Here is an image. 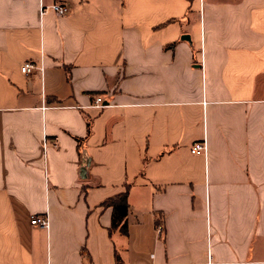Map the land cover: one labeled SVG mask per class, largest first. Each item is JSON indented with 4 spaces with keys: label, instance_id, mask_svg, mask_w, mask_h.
<instances>
[{
    "label": "crops",
    "instance_id": "crops-1",
    "mask_svg": "<svg viewBox=\"0 0 264 264\" xmlns=\"http://www.w3.org/2000/svg\"><path fill=\"white\" fill-rule=\"evenodd\" d=\"M0 264H264V0H0Z\"/></svg>",
    "mask_w": 264,
    "mask_h": 264
},
{
    "label": "built area",
    "instance_id": "built-area-1",
    "mask_svg": "<svg viewBox=\"0 0 264 264\" xmlns=\"http://www.w3.org/2000/svg\"><path fill=\"white\" fill-rule=\"evenodd\" d=\"M48 9H51L53 12H56L60 15H64L68 11L67 5L63 4V3H55L52 5H45L43 3L41 4V13H45ZM34 69H38V70L42 71V68L40 66H37L31 60H27L21 66V72L25 73V74L30 73ZM95 100L96 101H95L94 106H96L98 108H102V107L106 106V100L103 97V95L96 96ZM206 149H207V141L203 140V141H198V142L194 143L191 146L190 151L192 153H195V154H201V153H205ZM32 223L37 224L41 228L47 229V227L50 224V221L47 218V216H33L32 217ZM159 231L160 232L162 231L161 228H159Z\"/></svg>",
    "mask_w": 264,
    "mask_h": 264
},
{
    "label": "trees",
    "instance_id": "trees-1",
    "mask_svg": "<svg viewBox=\"0 0 264 264\" xmlns=\"http://www.w3.org/2000/svg\"><path fill=\"white\" fill-rule=\"evenodd\" d=\"M127 195L128 192H124L119 194L118 196L108 199L105 202V204H109V205H113L114 206V220H113V224H112V228H117L118 226H121V231H123V233H128L127 231V222L124 221L122 223V221L125 219V216L128 212V207H129V203L127 202ZM121 223V224H120Z\"/></svg>",
    "mask_w": 264,
    "mask_h": 264
},
{
    "label": "water",
    "instance_id": "water-1",
    "mask_svg": "<svg viewBox=\"0 0 264 264\" xmlns=\"http://www.w3.org/2000/svg\"><path fill=\"white\" fill-rule=\"evenodd\" d=\"M185 39H189L190 38V36L189 35H185V36H183ZM89 162H90V160H88V159H84V163H83V167H84V170H85V168L89 165Z\"/></svg>",
    "mask_w": 264,
    "mask_h": 264
}]
</instances>
